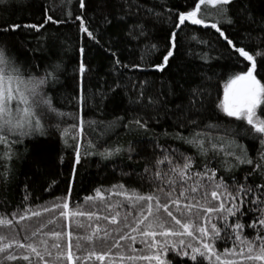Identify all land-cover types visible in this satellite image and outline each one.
<instances>
[{
    "label": "trees",
    "instance_id": "obj_1",
    "mask_svg": "<svg viewBox=\"0 0 264 264\" xmlns=\"http://www.w3.org/2000/svg\"><path fill=\"white\" fill-rule=\"evenodd\" d=\"M198 2L83 0L82 7L80 0H0V28L43 25L39 31L0 30V49L23 79H43L36 98L49 101L33 106L38 127L29 125L0 144V219L9 221L0 225V247H7L0 264H158L140 258L156 254L163 264H217L215 253L259 264L225 256V249H246L237 235L257 243L264 237L258 223L264 214V134L218 105L225 84L251 66L237 48L260 53L254 56V75L264 84V0H231L224 12L219 5H201L197 16L205 23L179 24V15ZM262 113L264 104L257 116ZM229 193L239 195L233 200ZM140 195L169 204L182 221H206L209 234L202 239L212 237L211 260L194 252L206 250L187 234L156 235L141 243L145 237L132 228L141 212L147 215L149 202L139 201ZM173 199L180 201L179 209ZM221 203L223 211H204ZM151 204L153 216L141 230L154 216L171 220L156 209V200ZM185 204L194 205L191 212ZM112 217L117 223H109ZM233 222L244 227L233 232ZM212 224L221 229L219 236ZM166 227L183 233L174 222ZM105 231L108 238H99ZM128 233L135 243L126 239L115 246ZM153 239L167 241V247L150 248ZM17 242L31 244L43 259ZM90 252L105 258H88ZM8 255L15 258L5 259Z\"/></svg>",
    "mask_w": 264,
    "mask_h": 264
},
{
    "label": "snow or ice",
    "instance_id": "obj_2",
    "mask_svg": "<svg viewBox=\"0 0 264 264\" xmlns=\"http://www.w3.org/2000/svg\"><path fill=\"white\" fill-rule=\"evenodd\" d=\"M81 6L83 7V0H80ZM231 3V0H199V3L196 5L195 10L187 13L186 15L182 14L179 16V24H183L186 20H190L193 24H202V19H197V14L201 11V5L209 4L212 7H217L218 5L220 8L218 9L220 12H224L226 9L224 8L225 5ZM79 19V17H77ZM49 20H52V17H48ZM52 22L56 23L57 21L53 20ZM231 22V21H229ZM43 25H9L0 28V30L4 31H15L21 27H31L35 28L37 31ZM207 26V25H205ZM210 27L215 28L220 35L223 36L224 33L217 27V24L213 23ZM87 32V29H84ZM91 36V33H88ZM229 44H232L231 40H228ZM171 45L172 47L175 46V33L172 34L171 37ZM236 51L239 52V55L244 57L247 61L251 62V68L248 69L247 72L244 74L236 75L234 78L230 79L228 83L225 84L224 88V98L223 102L218 105L220 109L229 117H233L237 120H244L248 125L251 126L252 129L255 130L256 133L264 134V113L260 116H257V109L260 107L261 104H264V84H262L259 80L256 79L254 75L255 69V55H260V53L249 54L244 48H237ZM172 55V51L169 50L167 54L163 58V65H166L168 62V58ZM163 65H158L157 67L162 70ZM81 73L84 71V66L81 65L80 68ZM51 75V73H49ZM44 83L43 79L35 80V79H28L25 80L21 77L19 73V69L16 67L12 59L6 55L3 49H0V144H7L8 143V135L9 134H16L19 130L28 127L29 125L35 124L37 127L39 126V121L34 120L33 117L35 115L33 106H38L40 103L48 104L49 101L43 99L42 97L37 99L38 96L37 89ZM195 102V101H194ZM139 123V121H137ZM4 155L0 153V156ZM185 169L189 167L186 163L183 166ZM181 178L184 177V173L180 172ZM211 179V177H210ZM219 187V185H217ZM192 192H196V188L191 189ZM243 191V188L241 189ZM251 191V189H248ZM99 195V193H97ZM168 195H171L169 193ZM180 197H184V192L181 191L179 193ZM239 195H233L229 193V196L232 197L233 200ZM211 196L213 199L219 198V193L217 191H212ZM89 200L93 199L92 197L88 198ZM139 201H147L148 207L146 209L147 215L144 212L140 213V217L137 218L136 226L132 228V232H139L140 235L145 237V239L141 240V243L148 244L149 237L154 238L156 235L160 236H168V235H182L187 234L188 236H193L196 239L200 240V243L203 246V249L206 251H201L199 248H195L194 252H199L200 255L206 256L211 260L210 253H214V246L210 242L212 237L209 238V242H204L202 237L208 236L209 230L204 226V223L200 225L194 224L191 219H187L182 221L176 215L173 214L172 211L169 210L170 205L165 203L161 204L159 200L156 199L153 195L143 196L140 195L137 197ZM156 200V209H163V211L167 214V217H170L171 220L161 218L160 216H154L153 223H149L144 226L143 230L140 229V225L144 224V221L148 219L149 216H153V207L151 202ZM197 203H199L197 201ZM243 203V200L240 201ZM172 204L175 205L178 209L180 208V201L178 199H173ZM64 208H68V204L63 205ZM194 207L193 204H185L184 208L191 212L192 208ZM224 205L221 203L218 207L215 208H207L204 211L211 213L214 211H223ZM228 212L230 215L234 214L232 209L229 208ZM33 215L39 216V212H34ZM63 215V213H62ZM181 215H184L181 212ZM89 218H91V214H89ZM23 219V217H21ZM99 219V217H97ZM174 222L175 225H179L181 229H183V233H179L174 231L172 228H167L166 225ZM109 223L115 224L117 223L116 217H112L109 220ZM259 225L264 227V214L261 215L259 221ZM0 225L2 226H9V221L0 219ZM251 226V225H250ZM154 227H158L160 229L159 232L154 230ZM244 226L238 223L233 222V232H238V230H242ZM195 228L196 232L199 233V237L194 236L193 231L191 229ZM211 231L215 233L216 236H219L221 231L215 224H212ZM99 230H97L94 235L98 236ZM54 237H60L61 233H53ZM70 235V234H69ZM108 233L105 231L104 237H99L101 239H107ZM88 240H92V236L86 237ZM130 239L133 243L136 241V237L132 236L131 233L126 235L120 236L118 239L115 240V246H120V241ZM236 239L240 240L241 244L246 245V249H240L239 251L236 248L232 249H225V256H231L233 254H237L243 256L245 260L250 261H257L259 264H264V237H257L259 243L255 240H248L246 238H242L240 235L236 236ZM163 244V247H167V241L160 242L153 239L152 243L148 246L155 247L157 245ZM180 244L183 245L184 241L181 240ZM17 247H27L30 248L33 253H35L41 260L43 259L40 256V253L37 251L35 247L31 244L24 245L17 242ZM53 247L59 248V244H54ZM71 243L68 244V254L67 259L68 261L73 260V255L71 253ZM188 247H192L188 245ZM7 247H0V253L6 252ZM247 252V255L245 254ZM50 254V253H49ZM187 255V253H184ZM95 255L96 259L103 260L104 254H95L89 253V257L91 258ZM14 256L8 255L5 259L12 260ZM28 259V257H24ZM141 259H152L155 258L158 261V264H163L160 260V255L156 254L155 257H140ZM129 259H134L133 257H129ZM192 259L195 260L196 256L193 255ZM215 259L217 264H240L238 261H228L223 259L219 253H215Z\"/></svg>",
    "mask_w": 264,
    "mask_h": 264
},
{
    "label": "rangeland",
    "instance_id": "obj_3",
    "mask_svg": "<svg viewBox=\"0 0 264 264\" xmlns=\"http://www.w3.org/2000/svg\"><path fill=\"white\" fill-rule=\"evenodd\" d=\"M199 3V2H198ZM197 3V4H198ZM196 4V5H197ZM196 5H195V7H196ZM195 7L193 8V9H191L190 11H188V12H185V13H181L180 15H182V14H184V15H186L187 13H189V12H191V11H194L195 10ZM179 15V16H180ZM197 19H200L198 16H197ZM187 22H191L190 20H186ZM203 23H205L204 21H203ZM249 68H251V66L249 67ZM248 71V70H247ZM242 74H244V73H242ZM257 79V78H256ZM258 80V79H257ZM224 88H225V86H224ZM224 88H223V91H222V97H221V103L223 102V98H224Z\"/></svg>",
    "mask_w": 264,
    "mask_h": 264
},
{
    "label": "bare ground",
    "instance_id": "obj_4",
    "mask_svg": "<svg viewBox=\"0 0 264 264\" xmlns=\"http://www.w3.org/2000/svg\"><path fill=\"white\" fill-rule=\"evenodd\" d=\"M118 174V173H117Z\"/></svg>",
    "mask_w": 264,
    "mask_h": 264
}]
</instances>
